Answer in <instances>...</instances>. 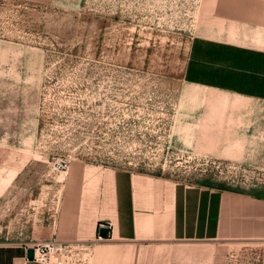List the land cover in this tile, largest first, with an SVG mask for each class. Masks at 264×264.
Masks as SVG:
<instances>
[{"label": "crops", "instance_id": "obj_1", "mask_svg": "<svg viewBox=\"0 0 264 264\" xmlns=\"http://www.w3.org/2000/svg\"><path fill=\"white\" fill-rule=\"evenodd\" d=\"M27 1L69 9L80 0ZM43 56L19 34H0V145L15 152L36 140ZM169 145L260 180L231 188L196 175L11 161L0 180V264H41L26 251L48 240L62 264H213L215 249L264 256V0H197Z\"/></svg>", "mask_w": 264, "mask_h": 264}, {"label": "rangeland", "instance_id": "obj_2", "mask_svg": "<svg viewBox=\"0 0 264 264\" xmlns=\"http://www.w3.org/2000/svg\"><path fill=\"white\" fill-rule=\"evenodd\" d=\"M196 7L197 0H80L69 9L0 0V34H19L44 54L34 146L0 145V180L11 161L30 160L57 173L58 163L84 162L252 187L251 171L198 166L169 145ZM214 251L213 264H264L262 255Z\"/></svg>", "mask_w": 264, "mask_h": 264}, {"label": "built area", "instance_id": "obj_3", "mask_svg": "<svg viewBox=\"0 0 264 264\" xmlns=\"http://www.w3.org/2000/svg\"><path fill=\"white\" fill-rule=\"evenodd\" d=\"M177 154L185 158L195 159L198 163V166H203V167L214 166L216 168L224 167L226 169H231V170L242 169L235 164L222 162L216 159H212L210 157L197 156L192 153H184L180 151H178ZM66 168H67L66 164L58 163L57 165V169L60 171H64L66 170ZM242 170H246V169H242ZM254 177L255 176H252L253 180L259 182L260 178L259 177L254 178ZM32 248L34 250L33 259L41 264H54L52 258H54L59 253L60 250L59 244L54 240L37 241L33 244ZM56 264H62V261H58L56 262Z\"/></svg>", "mask_w": 264, "mask_h": 264}, {"label": "water", "instance_id": "obj_4", "mask_svg": "<svg viewBox=\"0 0 264 264\" xmlns=\"http://www.w3.org/2000/svg\"><path fill=\"white\" fill-rule=\"evenodd\" d=\"M108 234V228L106 226L99 227V235L106 236ZM26 255L28 259H33L34 250L32 247L27 248Z\"/></svg>", "mask_w": 264, "mask_h": 264}]
</instances>
